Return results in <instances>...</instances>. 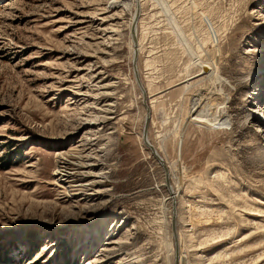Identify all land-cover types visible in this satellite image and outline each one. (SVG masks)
Masks as SVG:
<instances>
[{"label":"rangeland","instance_id":"rangeland-1","mask_svg":"<svg viewBox=\"0 0 264 264\" xmlns=\"http://www.w3.org/2000/svg\"><path fill=\"white\" fill-rule=\"evenodd\" d=\"M108 1L0 0V264H175L134 23L180 264H264V0ZM215 89L225 124L193 115Z\"/></svg>","mask_w":264,"mask_h":264},{"label":"bare ground","instance_id":"bare-ground-1","mask_svg":"<svg viewBox=\"0 0 264 264\" xmlns=\"http://www.w3.org/2000/svg\"><path fill=\"white\" fill-rule=\"evenodd\" d=\"M108 2H109V4H107V7H106L108 10L115 9V8H124V7L128 8L129 5L132 3V2L130 3V0H110ZM134 14L132 16V19L135 16H136V18L138 16L137 14H135V15ZM134 22H135V20H134ZM131 32H132V39H133V43H134L133 45L135 47L134 51H133L132 58H135L137 56V48L136 47L139 48V43L137 44L138 46L136 45V43H137V39H136V34H137L136 23H134V25L132 26ZM134 52H135V56H134ZM135 61H136V59H135ZM190 64H194V65L198 64V65H200V67L202 68V70L204 72L207 71V70H211L212 69L211 67L207 66L206 63L199 58V56L193 58V60L191 59ZM133 70H134V68H133ZM133 73H134V71H133ZM208 76H209V78H211L210 74ZM136 82H137V84L139 85V87L141 89L142 86H140L141 85L140 80L139 81L136 80ZM141 91H142V98H143V93L145 94V97L147 98L146 93H145L143 88L141 89ZM221 95H222L221 89H215L214 91H211V92L204 91V92H199V93L195 94L194 99H193V103H192L193 104L192 107H193V110H194L193 111V115L195 116V119H197L198 121H203V120L204 121H208L210 124H213V125H215V124H218V125L225 124L226 120L227 121L229 120L228 119L229 117H228L226 111H222V108H224L225 106L222 107V106H217L215 104V103H217V100H218V98ZM203 109H205V112H202ZM220 109H221V111H220ZM249 115L250 114H247L246 117H249ZM253 118L256 121V118L254 116H253ZM146 136H147V133H146ZM142 139H143L144 144L147 145L151 149V151H152L153 155L156 157V159L159 160L160 164L162 165V167H163V169L165 171V177H166V182L165 183H166L168 191L171 194V196L169 198L172 200V215H173V217H172V221H171V228H172V237H173L174 242H175V244H174V253H175V257H176L175 261L177 260L176 264H180V249L179 248H180V245H181V248H182V241L178 239V232H176L177 231V226H176L177 208L175 206L176 191L172 190L170 179L171 178L172 179H178V177H179L178 175L180 174L179 171L182 169L183 166H181V164L175 162V163L169 165L168 169H167V166L165 165L166 163L163 161L162 158H160L158 156V153L153 148V146L150 144L148 139L144 140L143 135H142ZM89 160H90V162H88V160H86L87 164L83 165L82 163H80L79 156L77 155V161H78V167L79 168L72 166V164H70L69 162H63L58 167H56V170H55L56 173L55 174H56V176H58L59 181L70 182V180H71V182L73 183L74 180L72 178H74L75 173L73 171L75 169L76 170H78V169H83L84 170L86 168L91 169V167H93L95 165V164L92 163V159L89 158ZM82 174L87 177L86 179H84L82 181H85V182L87 181L88 183H85V184L84 183L83 184L79 183V184H77L78 185V190H80V189L81 190L82 189L85 190L88 187H90V188L91 187H95L96 182L98 181V178H100V176L97 173L94 174V172H91L90 170L88 172H83ZM91 190L95 191V190H93V188H91ZM98 192L96 190L94 193L96 194ZM182 264H183V262H182Z\"/></svg>","mask_w":264,"mask_h":264},{"label":"water","instance_id":"water-1","mask_svg":"<svg viewBox=\"0 0 264 264\" xmlns=\"http://www.w3.org/2000/svg\"><path fill=\"white\" fill-rule=\"evenodd\" d=\"M134 56H135V52H134ZM133 60V68H134V76H135V78H136V80L137 81H139V78H138V72H137V69H136V62H135V59H136V57L135 58H132ZM141 86V85H140ZM141 89H142V87H141ZM144 98V99H143ZM143 105H144V107H145V109H146V116H145V119H144V122H143V129H142V135H143V138H144V140H147V136H146V129H147V126H148V121H149V107H148V103H147V98L145 97V94L143 93ZM177 261V260H176ZM176 261H175V264H176Z\"/></svg>","mask_w":264,"mask_h":264}]
</instances>
